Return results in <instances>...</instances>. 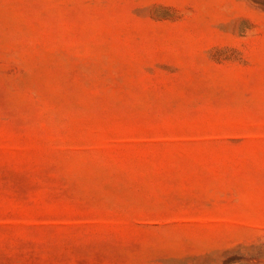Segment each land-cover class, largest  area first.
<instances>
[{
	"label": "rangeland",
	"instance_id": "1",
	"mask_svg": "<svg viewBox=\"0 0 264 264\" xmlns=\"http://www.w3.org/2000/svg\"><path fill=\"white\" fill-rule=\"evenodd\" d=\"M0 264H264V0H0Z\"/></svg>",
	"mask_w": 264,
	"mask_h": 264
}]
</instances>
